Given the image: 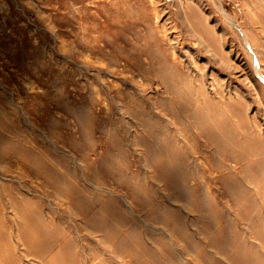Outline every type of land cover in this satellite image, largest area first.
I'll list each match as a JSON object with an SVG mask.
<instances>
[{
	"label": "rangeland",
	"instance_id": "rangeland-1",
	"mask_svg": "<svg viewBox=\"0 0 264 264\" xmlns=\"http://www.w3.org/2000/svg\"><path fill=\"white\" fill-rule=\"evenodd\" d=\"M0 264H264V0H0Z\"/></svg>",
	"mask_w": 264,
	"mask_h": 264
}]
</instances>
